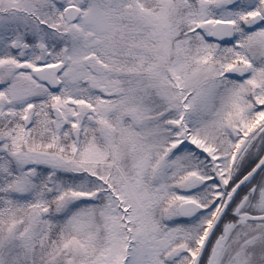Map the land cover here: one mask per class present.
Masks as SVG:
<instances>
[{
	"label": "snow or ice",
	"instance_id": "1",
	"mask_svg": "<svg viewBox=\"0 0 264 264\" xmlns=\"http://www.w3.org/2000/svg\"><path fill=\"white\" fill-rule=\"evenodd\" d=\"M0 264H264V0H0Z\"/></svg>",
	"mask_w": 264,
	"mask_h": 264
}]
</instances>
